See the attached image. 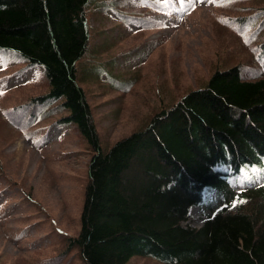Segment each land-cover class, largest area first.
<instances>
[{
  "label": "trees",
  "instance_id": "trees-1",
  "mask_svg": "<svg viewBox=\"0 0 264 264\" xmlns=\"http://www.w3.org/2000/svg\"><path fill=\"white\" fill-rule=\"evenodd\" d=\"M97 1L0 0V53L41 67L48 82L28 105L52 104L90 150L69 251L83 264H264V68L252 79L240 65L215 70L104 149L77 67ZM211 191L219 203L197 228L189 210L209 207Z\"/></svg>",
  "mask_w": 264,
  "mask_h": 264
},
{
  "label": "rangeland",
  "instance_id": "rangeland-1",
  "mask_svg": "<svg viewBox=\"0 0 264 264\" xmlns=\"http://www.w3.org/2000/svg\"><path fill=\"white\" fill-rule=\"evenodd\" d=\"M87 10L78 80L104 149L217 69L260 73L264 0H98ZM47 90L41 68L0 54V264H83L67 244L80 228L91 154L52 104L28 105ZM209 214L191 208L192 224Z\"/></svg>",
  "mask_w": 264,
  "mask_h": 264
},
{
  "label": "snow or ice",
  "instance_id": "snow-or-ice-1",
  "mask_svg": "<svg viewBox=\"0 0 264 264\" xmlns=\"http://www.w3.org/2000/svg\"><path fill=\"white\" fill-rule=\"evenodd\" d=\"M0 94H2V93H0Z\"/></svg>",
  "mask_w": 264,
  "mask_h": 264
}]
</instances>
